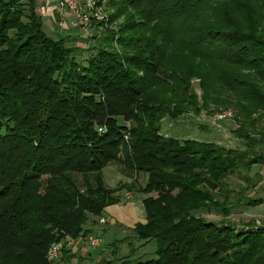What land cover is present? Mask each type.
Wrapping results in <instances>:
<instances>
[{"label":"trees","instance_id":"16d2710c","mask_svg":"<svg viewBox=\"0 0 264 264\" xmlns=\"http://www.w3.org/2000/svg\"><path fill=\"white\" fill-rule=\"evenodd\" d=\"M106 4L109 24L122 22L81 64L43 31L36 0H0V264H55L52 244L90 236L128 187L105 184L113 163L146 175L132 232L155 250L128 260L113 248L94 264H264V223L227 219L264 199L233 203L225 190L264 164V0ZM224 110L243 151L160 133L164 117ZM212 209L223 219L201 216Z\"/></svg>","mask_w":264,"mask_h":264},{"label":"rangeland","instance_id":"374dc122","mask_svg":"<svg viewBox=\"0 0 264 264\" xmlns=\"http://www.w3.org/2000/svg\"><path fill=\"white\" fill-rule=\"evenodd\" d=\"M54 1L56 2V0ZM106 3L107 0L97 1L93 19L89 25L83 27L77 25L78 22L76 18L70 12H60L57 9L56 2V9H49L47 13L42 16V29L46 35L54 40L65 39L67 47L74 49L79 48L80 52L76 53L74 58L77 62L86 64L94 50L98 47H106V43L103 41V30L110 27L116 31L117 24L122 22L120 19L117 24H109L108 15L110 12ZM41 11L42 9L40 12ZM41 14H43V12H41ZM115 39L116 36L113 40ZM111 47L117 49L115 42L112 43ZM192 85L198 94L197 82L193 81ZM226 111L229 110H224L223 112ZM229 112L231 116L223 119L216 118L215 115L219 113H214L210 116L204 112L198 115L188 112L175 119L164 117L160 121V133L164 137L175 138L179 141L191 139L198 142L214 143L225 149L229 148L243 151V143L237 139L233 133L237 127L233 120V113L231 111ZM127 125L128 127L130 126L129 123H127ZM256 150L264 155V145H259L256 147ZM262 161L263 159L258 165L252 166L249 171L240 169L228 176L225 190L231 193L233 203H236V199H264V164ZM102 176L108 187L113 188L118 182L125 183L128 187L115 193V196L118 197L119 203L121 202V204L118 207L116 206L117 204L112 205V207L110 206V213L112 214L108 215V217L102 215L101 218H105L106 223L99 224L91 230V233L94 234L93 236L101 240L100 247L96 249L90 248L86 239L89 236L66 243H56L61 245L63 251H60L59 259H57L55 264H66L63 258H65L64 256L68 257L66 255L67 252V254L74 257L72 262H76L79 258L82 259H80L81 261L86 259V261L91 264L97 263L100 259H104L105 261L114 260L115 256L111 253L113 248H116V256L119 259L145 260L152 257V253L155 250L154 243L138 241L132 232L134 225H132V221H135V224L136 222L141 223L140 220L145 217L141 201L144 197H147V195L142 194L140 190L146 184V175L129 173L127 170L113 163L102 170ZM131 203L136 205L128 209L127 204ZM249 208L254 207L239 205V207L233 208L232 211L236 214H238L237 212L241 214L244 213V210H249ZM201 216L212 222H219L223 219L218 211L214 209L204 212ZM243 216L244 218H248L245 215ZM243 216L237 215L234 217L235 219L228 221H231L233 224H238L240 221L247 222L249 220H253L255 224L264 223L263 215L255 218V220L251 218L243 220L241 219ZM126 219L133 220L127 221Z\"/></svg>","mask_w":264,"mask_h":264},{"label":"built area","instance_id":"2783aa9c","mask_svg":"<svg viewBox=\"0 0 264 264\" xmlns=\"http://www.w3.org/2000/svg\"><path fill=\"white\" fill-rule=\"evenodd\" d=\"M97 1L98 0H56L57 9L60 12H70L76 18V21L78 22L77 25L83 27L89 25L93 19ZM215 116L217 119H223L225 117H230L231 113L226 111L216 114ZM104 223H106V219L100 218L99 224ZM87 242L92 249H96L101 245V240L93 235L87 238ZM60 249V244H52L47 251V260L49 262L57 260L60 254Z\"/></svg>","mask_w":264,"mask_h":264},{"label":"crops","instance_id":"0c3cea01","mask_svg":"<svg viewBox=\"0 0 264 264\" xmlns=\"http://www.w3.org/2000/svg\"><path fill=\"white\" fill-rule=\"evenodd\" d=\"M36 2H37V4H38V6H39V12H40V10L42 9V11L41 12H43V14H41V12H40V15L41 16H44L46 13H47V10H49V9H56V2L54 1V0H36ZM49 17V16H48ZM66 25V24H65ZM66 27V26H65ZM76 32H77V30H76ZM78 33V32H77ZM119 183V182H118ZM117 183V184H118ZM121 204V202L119 203V204H117L116 206L118 207L119 205ZM129 205V206H128ZM133 205H136V204H127V208L129 209L131 206H133ZM112 207V206H111ZM111 207L109 206V207H107L106 209H105V211H104V215H106L107 217H108V215H111L112 213H110V209H111ZM126 207V206H125ZM140 213H141V208H140ZM238 214H236L235 212H233L232 210L230 211V215L227 217V219L228 220H233V219H235L234 217L235 216H237V215H241V216H243V215H245V216H247L248 218H251V219H254L255 220V218H257V217H259V216H264V203L263 204H261V205H259V206H256V207H254V208H249V210H244V213H241L240 214V212H237ZM114 214V213H113ZM131 214H133V213H131ZM141 217H142V215H141ZM248 218H244V216H243V218H241V219H248ZM144 219V218H143ZM143 219H141L140 220V222L141 223H143L144 221H145V219L143 220ZM127 220V219H126ZM133 219H128L127 221H132ZM231 222V221H230ZM137 223V222H136ZM133 224H135V221H132V225ZM134 226V225H133ZM128 227V226H127ZM91 235H94V234H90V236ZM81 258H79V260H80Z\"/></svg>","mask_w":264,"mask_h":264}]
</instances>
